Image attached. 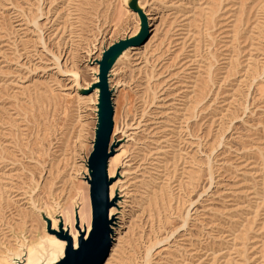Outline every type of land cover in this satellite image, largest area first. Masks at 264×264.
I'll use <instances>...</instances> for the list:
<instances>
[{
    "label": "rangeland",
    "instance_id": "1",
    "mask_svg": "<svg viewBox=\"0 0 264 264\" xmlns=\"http://www.w3.org/2000/svg\"><path fill=\"white\" fill-rule=\"evenodd\" d=\"M128 3L0 0V264L30 237L36 254L57 219L77 234L82 205L90 228L97 95L80 89L105 47L138 33ZM136 5L148 36L109 76L105 264H264V0Z\"/></svg>",
    "mask_w": 264,
    "mask_h": 264
},
{
    "label": "water",
    "instance_id": "2",
    "mask_svg": "<svg viewBox=\"0 0 264 264\" xmlns=\"http://www.w3.org/2000/svg\"><path fill=\"white\" fill-rule=\"evenodd\" d=\"M129 7L137 11L140 15V29L132 37L118 39L111 45L105 47L101 53V57L95 60L98 66V71L95 75V80L89 84L87 88L80 89V92L88 94L95 91L97 95V111L96 125L94 129V139L92 150L87 158L89 184V200L91 208L90 228L86 232L81 230L78 225V215L76 214L75 227L79 232L76 240V245L73 242L70 234L66 230H62L61 222L59 223L60 231L57 232L59 239L64 240L65 246L62 255L53 262L48 264H76L77 261L84 259L83 254L76 255L81 252L78 247L82 243V237L86 241L89 233L94 229L98 218L103 217L108 226L107 233V256L113 243V220L114 217L109 215L110 208L115 205L116 197H109V186L112 183V178L108 176L107 165L108 160L114 152L116 143H111V135L113 132V89L110 87L109 76L115 62L128 48L141 44L148 36V19L145 14L136 5V0H129ZM51 231V229H50ZM52 232V231H51Z\"/></svg>",
    "mask_w": 264,
    "mask_h": 264
},
{
    "label": "bare ground",
    "instance_id": "3",
    "mask_svg": "<svg viewBox=\"0 0 264 264\" xmlns=\"http://www.w3.org/2000/svg\"><path fill=\"white\" fill-rule=\"evenodd\" d=\"M132 48H128L127 50H125V52L119 57V59L118 60H120L123 56H125L126 55V53L129 51V50H131ZM94 93H96L95 91H93ZM115 117V116H114ZM116 128V127H115ZM112 170H113V160L110 158L109 160H108V165H107V172H108V176L109 177H111V175H112ZM88 177V176H87ZM87 177H86V179H87ZM86 182H87V180H86ZM111 185V184H110ZM110 187V186H109ZM109 197H110V194H109ZM110 198H113V197H110ZM83 206V205H82ZM82 206L79 208V210H78V215L80 216L81 215V209H82ZM113 206H117V204L116 205H113ZM112 206V207H113ZM111 207V208H112ZM110 208V209H111ZM109 215L110 216H113V215H115V213L114 214H111L110 213V210H109ZM50 219V218H49ZM55 219H57V218H55ZM58 220V224H57V226H55L54 225V228L55 229H53L52 227L50 228L51 229V231L52 232H50L51 234H49V233H45V235L43 236V237H40L41 238V240H43L42 241V247H38V252H36V254H34V248H33V246H34V242H36V241H34L31 237H30V239L27 241V243L21 248L20 246H19V250L21 251V249H23L22 251H21V253H16V254H12V253H10V255L12 256H10L9 257V262H10V260H11V262H10V264H40L42 261H44L47 257H49L50 259L51 258H55L54 256H56L57 254H60V255H62V251L61 252H56L55 253V250L53 249V247L52 246H55V243L57 244V240L56 239H54V238H58L59 239V237L57 236V232L58 231H60L61 229L59 228V223L61 222V220L60 219H57ZM51 221V220H50ZM57 222V221H56ZM67 222V224H65ZM70 222H69V220L68 219H65L64 218V227L62 228V230H66V231H69V234H70V236H71V238L73 239V242H74V244L76 245V240H77V237H78V235H79V232H78V230L76 231V233L77 234H75V232H73L72 231V229H71V226H70V229L69 228H66L65 229V226H67L68 224H69ZM60 229V230H59ZM80 229L81 230H83L81 227H80ZM113 230H114V228H113ZM86 232L88 231V227H87V229L85 230ZM56 236V237H55ZM59 240H61V239H59ZM62 241H64V240H62ZM44 242L45 243H47V244H45L44 245ZM65 242V241H64ZM66 243V242H65ZM26 246V247H25ZM64 246H65V244H64ZM64 248V247H63ZM48 258V259H49ZM16 260V262H12V260ZM47 259V260H48ZM46 260V261H47ZM53 261H55V260H53Z\"/></svg>",
    "mask_w": 264,
    "mask_h": 264
},
{
    "label": "snow or ice",
    "instance_id": "4",
    "mask_svg": "<svg viewBox=\"0 0 264 264\" xmlns=\"http://www.w3.org/2000/svg\"><path fill=\"white\" fill-rule=\"evenodd\" d=\"M107 233L108 226L103 217L98 218L94 229L89 233L85 241L82 237V243L78 246L81 249L84 259L79 260L76 264H105L107 259Z\"/></svg>",
    "mask_w": 264,
    "mask_h": 264
}]
</instances>
